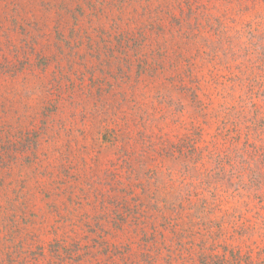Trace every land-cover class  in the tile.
<instances>
[{
  "label": "rangeland",
  "instance_id": "obj_1",
  "mask_svg": "<svg viewBox=\"0 0 264 264\" xmlns=\"http://www.w3.org/2000/svg\"><path fill=\"white\" fill-rule=\"evenodd\" d=\"M251 117L264 0H0V264H264L242 160L178 153Z\"/></svg>",
  "mask_w": 264,
  "mask_h": 264
},
{
  "label": "trees",
  "instance_id": "obj_2",
  "mask_svg": "<svg viewBox=\"0 0 264 264\" xmlns=\"http://www.w3.org/2000/svg\"><path fill=\"white\" fill-rule=\"evenodd\" d=\"M255 118V117H253ZM251 117V119L248 121V125L244 126V137L246 138L242 144L241 147H237V136L240 132V130L237 129L236 136L232 139V146L231 144L227 149H224L222 147L213 146L211 149H208L206 147H200L196 145L195 141H187L186 144L180 146L178 149V153L182 154V156L186 159L188 162V170L185 177H187V180L189 181L190 185L192 180H197L195 178L196 174L199 176L201 173V168L205 167V163H207V159L210 160L213 158L212 164L218 166H223L222 162L225 160L227 163H231L232 161H235L234 158L238 157L242 160L241 163H244V171L247 172L245 175V180L242 179L243 175H240L238 178H241L238 180L239 183L243 182V187L241 190L245 192V194H241V205H245V207L249 206L252 209L259 210V206L254 202L255 200H261L258 202L264 201V128L260 127V123L256 124L254 123V119ZM259 121L260 118H258ZM234 132V130H232ZM241 133V132H240ZM234 148L232 149V147ZM205 153V154H204ZM222 159V160H221ZM215 168H205L204 171L206 173L205 179H204V187L209 190L210 192H215L217 188L220 187V185H224L229 182L231 183L232 178H237V176L232 174H224L223 178H220L219 175L216 173ZM214 170L216 172H214ZM220 171V170H219ZM191 172H193L195 175H190ZM220 173V172H218ZM250 178H248V176ZM196 176V177H197ZM225 176V177H224ZM219 178V179H218ZM226 178V180H225ZM224 180V183H221ZM194 181V182H195ZM245 181V182H244ZM203 182V180H202ZM219 184V185H218ZM229 186V185H228ZM228 188L225 193H227ZM256 205L258 207H256ZM261 206V205H260ZM263 207V206H262ZM260 207V209L262 208ZM239 229V228H238ZM240 230V229H239ZM239 253L231 252L232 262L236 264H241L244 261L241 259L242 257H239ZM241 256V255H240ZM233 259H235L233 261ZM249 260V261H248ZM201 264H205L204 262ZM245 264H252L251 258L245 260Z\"/></svg>",
  "mask_w": 264,
  "mask_h": 264
}]
</instances>
